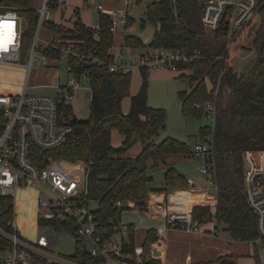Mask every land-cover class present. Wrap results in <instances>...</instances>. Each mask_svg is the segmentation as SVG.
Wrapping results in <instances>:
<instances>
[{"label": "trees", "instance_id": "trees-1", "mask_svg": "<svg viewBox=\"0 0 264 264\" xmlns=\"http://www.w3.org/2000/svg\"><path fill=\"white\" fill-rule=\"evenodd\" d=\"M0 1L20 8L19 12L27 23L24 34L32 36L38 12L29 7L28 0ZM139 1L142 0H136ZM144 1L146 7L141 26L151 23L156 27L152 38L146 44L138 36L125 34L124 44L145 49L170 47L189 53L199 50L200 55L196 59L178 65L180 70L189 69L191 72L188 76L180 75L188 80L190 86L189 91L178 93L182 113L198 117L203 114V109L197 104L208 101L215 104L212 133L216 155L214 179L217 184V203L214 210L209 205L194 206L192 216L201 223L208 222L214 216L217 222L225 224L224 230L233 240L252 242L257 237L256 216L244 195L242 155L245 151L264 152V0H259L252 15L232 36L237 46L254 49L257 54L251 67L243 72H235L228 54L222 50L217 51L212 45L208 30L201 21L205 0ZM98 20V30L84 24L79 17L71 27H64L54 21L45 23L56 34L85 41L87 47L94 50L102 62L83 65L89 74L91 91L88 122L71 121L72 132L67 141L55 148L42 150L31 145L30 159L37 164L48 157L83 160L86 167V203L96 201L97 207L91 210L105 222L109 216L117 214V200L134 201L145 207L151 193L159 194L174 187H188L186 177L172 166L164 171V182L152 186L153 177L148 167L149 160L155 166L162 155H186L188 148L185 142L171 136L165 137L158 144L151 141L165 128L166 112L163 108L151 107L147 103L149 69L138 67L141 75L139 89L130 98L128 112H122V100L129 94L131 74L123 71L109 72L108 65L112 60V53L109 51L113 46L111 18L101 13ZM214 33L216 38L222 39L225 26L222 24ZM46 53L54 52L46 50ZM70 63L75 72H80L82 64L78 59L71 58ZM206 79L212 85L211 88L207 86ZM218 79L219 88L216 93L214 85ZM60 107L72 113L70 105L60 104ZM109 126L116 127L125 136L121 146L111 145ZM206 128H201L202 136L207 132ZM135 136L142 141V150L134 158L126 157L124 153ZM189 195L187 191L177 192L171 199L190 198ZM198 197L200 199L195 201H205L201 196ZM191 202L189 201L188 206ZM14 216L12 196L0 192V228L8 233L14 232ZM38 224H48L55 230L74 233L72 223H45L38 219ZM16 232L19 233L18 230ZM156 240L155 231L152 228L146 230L142 242L145 251ZM134 243V232L131 229L130 243L125 245L126 251ZM9 245L8 239L0 234V252ZM75 246L76 253H80L82 244L77 241ZM158 257L145 259L141 264H162ZM33 260L57 264L40 256H34ZM85 260L90 261L91 258L85 256ZM192 264L237 262L232 254H225L214 260Z\"/></svg>", "mask_w": 264, "mask_h": 264}, {"label": "built area", "instance_id": "built-area-1", "mask_svg": "<svg viewBox=\"0 0 264 264\" xmlns=\"http://www.w3.org/2000/svg\"><path fill=\"white\" fill-rule=\"evenodd\" d=\"M258 2L259 0H205L201 14L202 24L207 30L213 31L223 24V37L230 38L252 15ZM69 5V0H42L40 7L35 9L38 12L37 25L27 52L28 61L23 64L20 61L27 50V36L24 34L27 23L25 21V28H22L21 22L25 19L17 5L0 1V66L26 70V78L19 93H0V192L13 197L7 192L22 186H38V219L45 223H72L75 242L81 243L82 248L80 253L73 255H53L48 248L57 243V237L50 229L39 234L36 241L32 242L16 232L12 222L14 232L8 233L0 228V234L10 242L7 249L0 252V264H32L34 256L57 264H141L145 259L154 257V243L148 251L139 243H134L126 251L125 245L130 243L131 229L135 239V226L120 220L125 209L159 216L162 224L154 228L157 240L168 228L198 232L202 223L189 211L171 209L164 201L143 207L129 200L127 203L117 200V214L109 216L104 222L86 203L85 166L82 174L78 175L74 173L79 171L78 167L74 170L64 168L49 157L40 164L30 159L31 145L49 150L67 141L72 132L71 119L74 116L73 112L61 109L60 104L71 106V101L80 97L82 90L88 89L81 83L84 78L89 80L84 63L102 62L95 51L87 47L85 41L72 36L57 34L49 41L40 40L38 31L41 26L52 21L55 11L63 13ZM128 6L129 2L126 1L120 8L106 9L94 0H83L81 6L72 8V11L79 14L82 8L88 12L106 14L111 18V30L114 31L119 25L126 26L129 23ZM91 27L98 30L99 20ZM46 50L54 53H46ZM138 55L139 67H167L178 71L179 64L196 59L200 51L189 53L170 47H155ZM71 58L78 59L82 64L80 72L74 71ZM117 58L112 54L109 72L123 71L126 67V63ZM61 62H66V73L69 76L64 84L50 85L56 89L54 95L30 92L32 87L29 85V76L34 64L57 68ZM211 87L212 85L209 88ZM218 88L219 79L214 85L216 93ZM86 97L90 99L91 91ZM197 106L203 109L205 115L209 111L215 114V104L212 101L199 103ZM185 146L188 148L186 156L202 160L200 172L206 176V182L216 195V155L212 131L209 135L205 133L200 141L193 144L186 141ZM242 157L244 195L256 216L257 237L253 241L259 242L264 248V164L258 162L251 151H245ZM186 182L191 187L195 185L192 178H186ZM46 226L54 229L51 225ZM85 256L91 260L86 261Z\"/></svg>", "mask_w": 264, "mask_h": 264}, {"label": "rangeland", "instance_id": "rangeland-1", "mask_svg": "<svg viewBox=\"0 0 264 264\" xmlns=\"http://www.w3.org/2000/svg\"><path fill=\"white\" fill-rule=\"evenodd\" d=\"M75 1V0H73ZM96 3H103L104 8L122 7L125 2H129L128 16H130V22L125 25H119L113 31V46L110 49V53L114 54L117 58L126 63V67L123 72H130L131 82L129 87L128 96L122 100V112L126 114L130 108V98L136 94L140 83L141 75L139 70V53L142 52L141 48H132L124 44L123 38L125 34L138 36L144 43H148L155 31V26L151 23H146L144 27L141 26V20L144 18V12L146 7V1L142 0L136 2V0H94ZM115 1V2H114ZM42 3V0H28L30 8L38 9ZM70 6V5H69ZM72 18L68 22L69 24L75 20L76 15L71 14ZM97 13H89L86 10L80 8L79 18L84 24L94 25L97 20ZM40 40H48L49 31L45 25H42L38 31ZM208 36L212 45L217 51L222 50L228 54V57L232 60V68L235 72H243L248 70L254 63L256 58V51L251 48H243L237 46L232 37L222 39L216 38L213 30H208ZM32 36H27L25 40L26 51L22 55L21 63L25 64L27 60V52L30 47ZM147 50V49H146ZM144 51V50H143ZM117 58V59H119ZM66 62H61L57 68H48L46 66H39L34 64L29 76V85L34 88H30V92H40L49 95H54L55 88L50 85L54 83L64 84L68 78L66 73ZM190 74L189 69H184L181 72H175L167 67H158L156 69L150 68L148 73V89H147V103L151 107L163 108L166 112L165 128L160 130L157 135L152 138V142L155 144L160 143L165 137L171 136L182 142L189 141L195 143L201 140V128L207 127V135L212 131L214 114L209 111L207 115L201 116H185L182 113L181 101L178 97V93L181 91H189L190 86L188 80H185L180 75L188 76ZM26 78V70L23 68H10L0 66V93L16 94L21 91V87ZM207 86L211 84L207 82ZM81 83L87 87V90L81 91V96L71 101L72 112L74 116L79 118H88L90 101L87 94L90 92L89 80L87 78L82 79ZM13 86V89L5 90L4 85ZM37 86V87H36ZM110 142L113 147H119L125 140V136L122 135L116 127H110ZM132 140V139H131ZM130 140V141H131ZM143 143L140 139L132 142L124 153V156L134 158L142 150ZM56 160L64 168L74 170L75 167L79 171H74L75 174H82L85 164L81 159H71L65 157H51ZM153 161H148L149 173L153 177L152 186L161 185L164 182V171L169 167H175L179 172L184 173L187 177L192 178L198 188L210 187L206 182V176L200 172L202 160L193 156H184L183 154H166L159 158L158 164L153 166ZM78 165V166H77ZM176 188V187H174ZM173 189V188H172ZM210 192L213 189L210 187ZM40 188L38 186H22L16 190L7 192L13 195L12 204L14 207V225L24 234V238L35 242L38 235L47 229H50L52 233L57 237V243L53 244L48 251L53 255H73L76 253L75 239L71 231L69 230H55L49 228V226H40L38 224V215L40 208L38 205ZM214 193V192H213ZM163 194V193H159ZM152 193L149 196L146 205L156 201ZM159 200L160 203L164 201ZM127 203V200H124ZM206 205V204H205ZM97 207V202L90 200L88 202V208L91 210ZM214 216L208 221L209 223L203 224V226H209L214 221ZM120 220L124 223H132L135 226V239L141 240L144 236L145 228H156L162 224V219L157 215H149L146 212L134 213L130 209H125L120 217ZM217 237L212 242V245L216 247L226 248L231 250V254L234 256L237 264H264V248L259 242L255 244L242 243L236 241H229L228 234L217 226ZM168 231H175L181 233L179 230L168 228ZM167 234V233H166ZM166 236V235H165ZM227 240V241H226ZM151 246V245H150ZM32 264H46L41 261H32Z\"/></svg>", "mask_w": 264, "mask_h": 264}, {"label": "crops", "instance_id": "crops-1", "mask_svg": "<svg viewBox=\"0 0 264 264\" xmlns=\"http://www.w3.org/2000/svg\"><path fill=\"white\" fill-rule=\"evenodd\" d=\"M82 2H83V0H75V1L69 0V3H70L69 8H67V10L63 13H60L59 11H55L52 21H54L55 23L60 24L64 27H71L73 25V22L77 19V17H79V14H74V12L72 11V8H75L77 6H81ZM101 4L103 5L102 2H101ZM114 8H116V7H114V5H113V6H111V8L109 7L107 9H114ZM117 8H120V7H117ZM89 13L93 14L96 12H89ZM71 14L76 15V18H75V20L72 21V23L69 24L68 22L72 18ZM97 15H98V17H97V20L95 21V23L98 21L99 13H97ZM129 20H131L130 16H129ZM86 25L92 26V25H88V24H86ZM47 29L49 31V37H48V40H44V41H49L55 35H57L56 33L53 32V30H51L49 28H47ZM132 48L137 49L136 47H132ZM143 50L146 51L145 48H141L142 52H144ZM142 52H140V53H142ZM183 70H178L175 72H181ZM55 84L56 83H54L52 85H55ZM3 88L5 90H10V89H13V86L11 87L8 85H4ZM32 88H34V87H32ZM21 89H22V87H21ZM251 152L254 153V156L258 162H263V164H264V152H253V151H251ZM184 156H186V155H184ZM179 173H181L185 177H187L184 173H182V172H179ZM210 190H211L210 187L198 188L196 186V183L193 187H191V186H188L185 188L184 187H182V188L176 187L173 189H169L167 192H165L163 194H152L153 197L156 198V201L152 202L151 204L159 202V200H162V198L164 196V198H165L164 202L171 209L189 211L192 214V208L194 206L206 204V205L211 206L214 210L216 203H217V199H216L215 193L210 192ZM186 191L190 193V195H189L190 198H183V199L174 200V201L171 199L173 194H175L177 192H186ZM198 196H201L203 199H205V201H199V202L195 201L196 199H198V200L200 199V197H198ZM209 197H211V198L208 200ZM189 201H192L190 203V206H188ZM209 222L202 223L201 230L198 232H186V231H182L180 229H174V230H179L181 233H176L175 231L163 232L159 236L160 239L153 242L154 243L153 244L154 245L153 246V253L155 255L154 257L159 256L158 258H160L162 264H192L194 262L214 260V259L218 258L219 256H222L225 254H231L232 253L231 250L226 249V248L220 249V247H216V245L211 244L212 242H214V239L217 237L216 236L217 231H218L217 226H220V228L222 230H224L225 224L222 222H217L214 219L212 224H210L209 226H205V227L203 226V224H207ZM13 224H14V222H13ZM152 229L155 231L154 228H152ZM146 230H148V229L144 228V232H146ZM19 233L22 236H24V234H22L20 231H19ZM228 236L230 237L229 241L233 240L229 234H228ZM144 238H145V233H144V236L141 240L137 241L135 239V243L142 244ZM233 241H235V240H233ZM236 242H242V243H247V244H250V243L255 244L256 243L254 241H252V242L251 241L250 242L249 241H236ZM156 250H157V252H155Z\"/></svg>", "mask_w": 264, "mask_h": 264}, {"label": "water", "instance_id": "water-1", "mask_svg": "<svg viewBox=\"0 0 264 264\" xmlns=\"http://www.w3.org/2000/svg\"><path fill=\"white\" fill-rule=\"evenodd\" d=\"M25 25H26V23H25V20H22V22H21V26H22V28H25ZM88 118H77L76 116H74L72 119H71V121L72 122H79V123H86V122H88ZM137 140V136H135V137H133L132 138V140L130 141V144L132 143V142H134V141H136ZM45 165V163L43 162L42 163V166H44ZM155 252H157V250L155 251ZM154 254V253H153ZM81 255H83V252L81 253ZM155 256V255H154Z\"/></svg>", "mask_w": 264, "mask_h": 264}, {"label": "bare ground", "instance_id": "bare-ground-1", "mask_svg": "<svg viewBox=\"0 0 264 264\" xmlns=\"http://www.w3.org/2000/svg\"><path fill=\"white\" fill-rule=\"evenodd\" d=\"M78 168H80V167H78ZM81 169V168H80Z\"/></svg>", "mask_w": 264, "mask_h": 264}]
</instances>
